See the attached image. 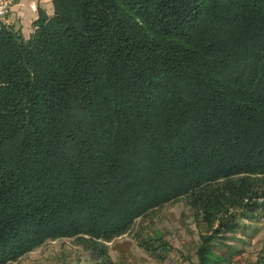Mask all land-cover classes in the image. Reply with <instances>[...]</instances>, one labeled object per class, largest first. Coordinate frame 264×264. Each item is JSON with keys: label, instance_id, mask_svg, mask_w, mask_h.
<instances>
[{"label": "trees", "instance_id": "16d2710c", "mask_svg": "<svg viewBox=\"0 0 264 264\" xmlns=\"http://www.w3.org/2000/svg\"><path fill=\"white\" fill-rule=\"evenodd\" d=\"M182 197L199 264L264 220V0H52L26 36L0 24V264L72 237L111 264L103 241Z\"/></svg>", "mask_w": 264, "mask_h": 264}, {"label": "rangeland", "instance_id": "374dc122", "mask_svg": "<svg viewBox=\"0 0 264 264\" xmlns=\"http://www.w3.org/2000/svg\"><path fill=\"white\" fill-rule=\"evenodd\" d=\"M255 220L257 222L256 226L261 227L264 225V220ZM244 229L245 227L240 228L238 231L244 232ZM208 230L205 223L196 221L194 211L186 203V199L182 197L165 203L136 219L127 233L132 239L131 249L134 253L131 252L136 256L145 252L150 255L152 261H161V264H195V254L200 242V234L202 232L206 233ZM253 231L250 229L247 233L251 234ZM138 241L146 242V246L139 245ZM152 241L153 244L151 245ZM85 244L82 241H77L75 237L62 239L55 244L42 246L31 256L32 258L47 256L49 264H53L55 261L60 262L64 256L69 257L68 255L76 250L73 247L77 246L79 256L74 255V259L82 257L81 264H85L88 259L94 264L89 252L83 248ZM11 264L20 263L15 260ZM134 264H137L136 260Z\"/></svg>", "mask_w": 264, "mask_h": 264}, {"label": "crops", "instance_id": "0c3cea01", "mask_svg": "<svg viewBox=\"0 0 264 264\" xmlns=\"http://www.w3.org/2000/svg\"><path fill=\"white\" fill-rule=\"evenodd\" d=\"M38 7L45 10L47 13L52 11V0H13L8 13V26L18 29L23 35H28L31 30L32 22L37 17ZM262 221V220H261ZM246 223L248 227H245L244 232H236L233 234L234 241L232 238L228 239L227 244H235L240 248V252L233 256L228 261H223L221 264H264V225L261 227L256 226L257 222H249L243 220L241 224ZM254 230L251 234L247 232ZM67 238H58L54 240H47L40 246L36 247L32 251L23 254L17 259V263L20 264H49L47 256L33 257L32 253L38 251L42 246L46 244H55L59 240ZM131 237L128 233H124L120 236L113 238L110 241H103L105 252L101 254V257H106L111 264H161V261H152V258L147 253L141 255L133 254L131 249ZM136 241V240H135ZM140 244V241H138ZM71 249V248H70ZM73 252H69V257H62L60 262L55 261L53 264H81L83 258L74 259V255L79 256L77 252V246H74ZM79 249V248H78ZM89 252L88 250H85ZM133 253H132V252ZM84 252V251H82ZM220 252H217V254ZM90 255V252H89ZM76 256V257H77ZM31 258V259H30ZM97 258H100L99 256ZM134 258V260H133ZM98 260V259H97ZM85 264H93L89 259L85 261ZM100 263V262H99ZM98 263V264H99ZM95 264V262H94ZM195 264L198 263L197 255L195 254Z\"/></svg>", "mask_w": 264, "mask_h": 264}, {"label": "built area", "instance_id": "2783aa9c", "mask_svg": "<svg viewBox=\"0 0 264 264\" xmlns=\"http://www.w3.org/2000/svg\"><path fill=\"white\" fill-rule=\"evenodd\" d=\"M13 0H0V24L8 25V13Z\"/></svg>", "mask_w": 264, "mask_h": 264}]
</instances>
